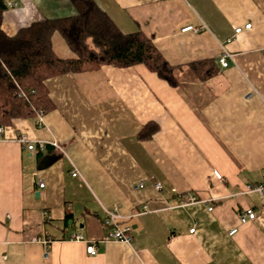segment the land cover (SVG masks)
Returning a JSON list of instances; mask_svg holds the SVG:
<instances>
[{
  "label": "crops",
  "instance_id": "0c3cea01",
  "mask_svg": "<svg viewBox=\"0 0 264 264\" xmlns=\"http://www.w3.org/2000/svg\"><path fill=\"white\" fill-rule=\"evenodd\" d=\"M11 1L9 36L78 13L74 0ZM94 1L121 31H142L184 68L176 86L144 64L46 80L53 108L44 125L17 118L0 134V264H264V196L243 193L264 181V0ZM190 25L198 31H182ZM57 33L55 53L74 58ZM225 44L234 61L222 67ZM212 59L220 70L207 80L189 66ZM150 122L159 129L140 139ZM22 132L45 150L25 149ZM187 194L200 202L178 206ZM114 208L131 243L103 239L105 209ZM244 208L255 218L241 222Z\"/></svg>",
  "mask_w": 264,
  "mask_h": 264
},
{
  "label": "trees",
  "instance_id": "16d2710c",
  "mask_svg": "<svg viewBox=\"0 0 264 264\" xmlns=\"http://www.w3.org/2000/svg\"><path fill=\"white\" fill-rule=\"evenodd\" d=\"M78 13L58 19H46L22 28L9 36L2 29L7 0H0V126L17 118L36 117L42 109L53 108L46 87L50 77L97 69L103 65L129 67L146 65L172 86L182 65H172L142 31L125 33L94 0H74ZM66 40L74 58L62 59L53 49V35ZM194 73L207 80L220 67L214 59L189 64ZM159 126L150 122L138 137L149 139Z\"/></svg>",
  "mask_w": 264,
  "mask_h": 264
},
{
  "label": "built area",
  "instance_id": "2783aa9c",
  "mask_svg": "<svg viewBox=\"0 0 264 264\" xmlns=\"http://www.w3.org/2000/svg\"><path fill=\"white\" fill-rule=\"evenodd\" d=\"M7 7H13V2L11 0H7ZM205 27V26H202ZM201 28V27H200ZM252 28V24L248 23L245 26H239L235 29V35L240 34L241 32H243V30L246 29H251ZM198 27H195L193 25L190 26H186L185 28H183V32H187V31H198ZM232 41V38L228 40V43ZM219 63L222 67H227L229 66L230 62L234 61V54L231 53L229 51V49L227 48V45H221V53L219 54ZM44 115H45V111L44 110H40L38 115H37V125L39 127H42L44 125ZM3 126H0V134L3 132ZM17 141L28 151L31 152H43L46 148V143L43 140H36V139H32L27 133H20L17 137ZM51 144H53L54 146L58 147L57 142L53 141L51 142ZM214 176L218 179H223V176L218 172L215 171L214 172ZM152 180L154 181V185L156 187L157 190L162 191L163 190V185L161 184V182H159L158 180H155L154 177H152ZM44 182H40V187H44ZM144 182H140L136 185L135 189H139L141 187H143ZM243 193L248 194V193H257L259 195L264 196V181L256 183V184H248L246 189L243 191ZM200 202V200L198 199V197L196 195L193 194H187L185 195L180 201L178 206H187L193 203H197ZM210 210H212V207H209ZM148 208L147 206L143 207V210L141 211L143 212H147ZM106 212V216L103 219V227L106 228L107 232L104 236V240L105 241H112V240H116V241H121V242H125V243H131L132 242V234H131V230L129 227L126 226H121L119 223V220L121 219V215L118 213V209L114 208V209H105ZM239 213V218L241 220V222H247L249 220H252L255 218L256 216V212L254 209L252 208H244V209H240L238 211ZM191 232L195 231V227L192 228L190 230ZM236 230H232V233H235ZM84 236L78 232H74L71 235V239L72 240H76V241H80V240H84ZM48 241H45V243H47ZM87 252L91 255H95L97 253V246L95 244V242L93 243V241L87 243Z\"/></svg>",
  "mask_w": 264,
  "mask_h": 264
},
{
  "label": "rangeland",
  "instance_id": "374dc122",
  "mask_svg": "<svg viewBox=\"0 0 264 264\" xmlns=\"http://www.w3.org/2000/svg\"><path fill=\"white\" fill-rule=\"evenodd\" d=\"M58 34V33H57Z\"/></svg>",
  "mask_w": 264,
  "mask_h": 264
}]
</instances>
